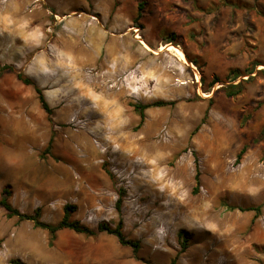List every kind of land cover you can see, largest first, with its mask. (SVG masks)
I'll return each instance as SVG.
<instances>
[{
	"label": "rangeland",
	"instance_id": "rangeland-1",
	"mask_svg": "<svg viewBox=\"0 0 264 264\" xmlns=\"http://www.w3.org/2000/svg\"><path fill=\"white\" fill-rule=\"evenodd\" d=\"M0 64L52 109L50 123L33 86L0 79V199L46 224L67 205L92 230L122 220L140 245L71 230L52 241L0 208V264H264V0H0ZM232 70L245 76L230 83ZM157 102L139 126L134 105ZM118 122L104 146L94 130ZM83 130L98 156L72 142Z\"/></svg>",
	"mask_w": 264,
	"mask_h": 264
},
{
	"label": "trees",
	"instance_id": "trees-1",
	"mask_svg": "<svg viewBox=\"0 0 264 264\" xmlns=\"http://www.w3.org/2000/svg\"><path fill=\"white\" fill-rule=\"evenodd\" d=\"M142 17H143V5L140 4L138 7L135 22H139L142 19ZM179 52H180V56L185 60V62H187V58L185 57V54L181 51V49L179 50ZM191 62L193 64H195L196 66H199V63L197 60H191ZM7 73L15 74L17 79L20 82H22L24 85L33 86L42 109L48 115V121L50 123H52V119H51L52 109L46 100V97L44 95L42 88H40L35 83V81L33 79H31L30 77L25 75L22 71L17 70L13 65H1L0 64V79ZM249 74H250V72H249ZM241 76H245V73H243L239 70H232V71H230V73L228 74L226 79L230 80L229 82H233ZM204 80H205V77L202 78V81H204ZM222 82H223V80H221L217 76H214L213 80L211 81L210 86L213 87L217 83L223 84ZM242 91H243V86L241 83L236 84V85L232 84V85H229L228 87H226L227 96H229V97L239 95L242 93ZM166 104H168V103L157 102V103H153V104L134 105V109L139 114L140 119H141L139 126H141L143 124V121L145 118V111L147 109L152 108V107L165 106ZM263 135H264V132H263ZM51 143H52V140L49 141L48 146L46 148V152H48L50 150ZM247 149H248L247 146L242 148V150L240 151V153L237 156V162H240L242 160ZM200 178H201V173H200L198 159H197L196 160V174H195V182H196L195 192L198 191V187L201 184ZM123 196H124L123 191L120 190L119 191V198L116 202V209L119 212V214L122 211ZM8 197H9V191L4 190L3 196L0 199V208H3L8 213V217L9 218L17 217L21 221L32 222L36 228H40V229L48 231V233L51 236L52 241H54L57 234L63 230H71L75 233L82 234V235H85L87 237H97L100 233L106 232L108 234L114 235L118 239L120 244H122L123 246H128V247L133 248L135 253L138 252V250L140 248L139 243L128 240L125 238V236L122 232V227H123L122 220L119 222L118 226L114 229L108 225H100L97 228V230H92V229H90L84 225H81L79 222L71 221L70 217H71L73 207H71L70 205H67L64 209V216L58 224H55V225L46 224L43 221H41L40 209L35 210L32 214L22 213L20 210L14 208L10 204ZM255 210L259 211L260 208H256ZM186 248H187V241H184L182 244V250L184 251V250H186ZM13 264H22V263L14 261ZM172 264H176V261H173Z\"/></svg>",
	"mask_w": 264,
	"mask_h": 264
},
{
	"label": "bare ground",
	"instance_id": "bare-ground-1",
	"mask_svg": "<svg viewBox=\"0 0 264 264\" xmlns=\"http://www.w3.org/2000/svg\"><path fill=\"white\" fill-rule=\"evenodd\" d=\"M81 48V47H80ZM186 57V56H185ZM187 58V57H186ZM102 88V87H101ZM86 100H87V98H86ZM89 101V100H88ZM102 108V107H101ZM105 108V107H104ZM109 110V109H108ZM120 110V109H119ZM122 110V109H121ZM80 111H82V110H80ZM86 111V110H85ZM117 111H118V109H117ZM104 112V111H103ZM119 112V111H118ZM123 112V111H122ZM117 115V114H116ZM118 117L117 118H119V116H120V114H118L117 115ZM91 117V116H90ZM97 117V116H96ZM116 117V116H115ZM123 117V116H122ZM121 117V118H122ZM106 118V117H105ZM114 118V117H113ZM119 120H120V118H119ZM107 121V120H106ZM112 121V120H111ZM122 121V120H121ZM101 122L102 123H104L102 120H101ZM117 122V121H116ZM120 122V121H119ZM119 122H118V124H116L115 123V125H113L114 127L112 128V133H110V135H108L107 134V132H106V130L107 129H105V127H103V126H99V124H98V128L96 129V130H94L95 131V136L97 135L98 136V138H99V140H100V143H102L104 146L108 143V144H110V142H111V139L113 138L114 139V137H122V135L124 134V132H123V130L121 129V126H120V124L122 125V123H123V121L119 124ZM91 123H93V124H95L96 123V121L94 120V121H92V122H90L89 124H91ZM112 123H114V122H112ZM111 123V124H112ZM107 124H108V122H107ZM110 124V123H109ZM106 125V124H105ZM97 127V126H96ZM95 127V128H96ZM109 130H111V129H109ZM97 136H96V138H97ZM80 140H79V139ZM78 138H75L74 137V139L72 140V142L73 143H76L79 147H81V151L82 152H90V153H92V154H94V155H97L98 156V154H99V152H98V150H97V147L94 145V143H92L93 141L91 140V138H90V133H88V131H85V130H83V132H81V134H79V136H78ZM79 140V141H78ZM114 141H115V139H114ZM118 141V140H117ZM123 142V141H122ZM112 143V142H111ZM143 143H145V142H142V144ZM146 143H147V141H146ZM101 146V145H100ZM125 146V145H124ZM124 150V149H123ZM121 152V151H120ZM119 152V153H120ZM122 153V152H121ZM121 155V154H120ZM125 155L123 154V157H124ZM133 158V157H132ZM130 158H127L126 160H129ZM150 159V158H149ZM132 161V160H131ZM149 165L150 164H146V166L147 167H149ZM160 166V165H159ZM158 166V167H159ZM158 167H156V169L154 170V172L155 173H157L158 172ZM150 176H149V178L151 179V173L149 174ZM157 175V174H156ZM158 179V178H157ZM159 181H161V180H159ZM147 184L149 185V187L150 188H155V186L156 185H154V184H152L151 182H147Z\"/></svg>",
	"mask_w": 264,
	"mask_h": 264
},
{
	"label": "built area",
	"instance_id": "built-area-1",
	"mask_svg": "<svg viewBox=\"0 0 264 264\" xmlns=\"http://www.w3.org/2000/svg\"><path fill=\"white\" fill-rule=\"evenodd\" d=\"M239 78H241V77H239ZM242 78H244V77H242ZM238 80H239V79H238ZM233 82H234V81H233ZM233 82H232V83H233ZM230 83H231V82H230ZM234 83H235V82H234ZM234 85H235V84H234Z\"/></svg>",
	"mask_w": 264,
	"mask_h": 264
},
{
	"label": "crops",
	"instance_id": "crops-1",
	"mask_svg": "<svg viewBox=\"0 0 264 264\" xmlns=\"http://www.w3.org/2000/svg\"><path fill=\"white\" fill-rule=\"evenodd\" d=\"M4 76H5V75H4ZM4 76H3V77H4Z\"/></svg>",
	"mask_w": 264,
	"mask_h": 264
}]
</instances>
